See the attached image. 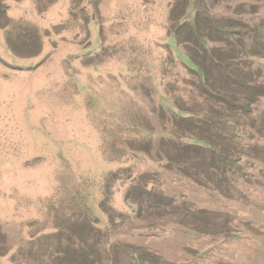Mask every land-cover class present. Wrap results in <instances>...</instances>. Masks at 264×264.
Returning a JSON list of instances; mask_svg holds the SVG:
<instances>
[{
	"label": "rangeland",
	"instance_id": "374dc122",
	"mask_svg": "<svg viewBox=\"0 0 264 264\" xmlns=\"http://www.w3.org/2000/svg\"><path fill=\"white\" fill-rule=\"evenodd\" d=\"M4 4L0 264L12 256L17 264H49L44 253L56 242L42 236L80 233L87 217L97 221L90 226L104 243L108 234L116 242V264H135L133 251L141 264H264V97L250 100V114L237 112L232 129L210 132L221 155L234 161L217 172L209 155L166 141L171 132L199 130L175 105L210 110L189 67L201 61L217 81L208 52L226 44L215 33L199 40L191 25L196 7L206 23L248 22L263 38L264 0ZM173 6L188 8L172 23ZM177 23L176 37L170 27ZM252 61L248 81L258 79L256 68L264 70V59Z\"/></svg>",
	"mask_w": 264,
	"mask_h": 264
},
{
	"label": "trees",
	"instance_id": "16d2710c",
	"mask_svg": "<svg viewBox=\"0 0 264 264\" xmlns=\"http://www.w3.org/2000/svg\"><path fill=\"white\" fill-rule=\"evenodd\" d=\"M186 7L183 11H176L174 6L171 7L169 11V21L173 23L177 18L182 19L187 13L186 10L188 7ZM198 11L196 7L191 25L196 32L200 33V35H198L199 40L204 43L205 36L209 37L215 33L219 38V42L226 43L222 51H219L220 48L218 47L216 49L218 53L215 54V51L211 48L209 49L210 52H208L209 57L211 60H214L213 63L219 69L217 73L218 78H216V81L215 77L208 76L206 66L203 62L191 60L193 67H188L191 72L197 74L200 80L201 92L199 96H202L203 100L209 104L208 107L210 110L207 109L205 112L194 113L193 111L183 110L178 105H175L178 116L181 118H193V122H196L194 126H198L199 130L197 133H194L192 129H184V131H182L188 132L187 134H190V136L180 134L181 132L179 131H176V133L171 132L166 141L177 149L187 151L188 148H196L199 150L200 156L202 155L204 157L209 155V159L212 162L209 167L217 172V170H220L221 165L224 164L223 162L227 161L233 164L234 161L226 154L225 156L221 155L223 147L221 143L217 141L219 138L216 139V133L211 135L210 132L213 129L217 130L218 125L220 127L219 130L232 129L235 123V114H237V112L250 114L251 110L245 109V107H249L248 103L250 100L252 101L258 97H264V70L256 68L260 73L258 74V79L256 78L248 81L247 76L254 73L253 70L252 73H250V71L248 72V70L252 69V60L264 59V37L262 35L263 38H260L258 31L254 26L249 25L248 22H241L239 26L220 23L213 24L210 21L206 23L205 16H201ZM200 18L205 19L203 21L204 24L201 26L199 24ZM0 19V26H5L8 20L6 18V5L4 4V0H0ZM179 24L180 23H177L174 26L172 24L170 27L171 32L176 37L178 36V30L180 28ZM7 42L8 46L11 48L8 39ZM186 55L188 56L187 53ZM189 57L191 59V56H188V58ZM229 111L233 113L227 114ZM197 123L201 125H196ZM202 124L204 126H202ZM223 137L224 144H228V136ZM188 159V156L187 158H183L184 164L189 162ZM181 168L182 172H187L184 166ZM103 210L108 216L109 223H112L114 219L112 213L106 212L105 209ZM87 219L88 221L86 223L87 225L89 224V226L80 233H74L71 230L57 229L52 233H46L42 236V240H40L42 242H48L49 240L56 242L53 245L55 246L54 250H51L49 253H44L48 255L45 256L49 264H116L118 259L113 250L115 247L112 245L116 242H112L108 234L107 242L104 243L102 241L103 234L98 229L90 226V224L95 225L97 221L93 220L92 217H87ZM63 239L66 240L67 244H61ZM30 241V245H33L36 240L32 238ZM74 241L76 243L80 241V245L77 246ZM100 245L102 246L99 252L98 246ZM25 246L21 247V245H19L18 250H23L22 248ZM128 257L133 260L135 264H141V257L137 251L129 253ZM13 258L12 256L11 264H17V259Z\"/></svg>",
	"mask_w": 264,
	"mask_h": 264
}]
</instances>
